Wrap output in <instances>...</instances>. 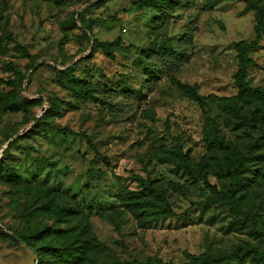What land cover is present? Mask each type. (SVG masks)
Listing matches in <instances>:
<instances>
[{"label": "rangeland", "instance_id": "1", "mask_svg": "<svg viewBox=\"0 0 264 264\" xmlns=\"http://www.w3.org/2000/svg\"><path fill=\"white\" fill-rule=\"evenodd\" d=\"M137 1L0 0V94L15 90L23 103L15 113L0 109V163L9 170L0 172V264H64L56 251L76 240L85 242L86 263L94 264H183L187 254H225L239 244L264 252V150L251 158L245 153L241 187L225 199L231 181L221 169L230 163L206 142L221 137L244 150L256 136L227 127L218 100L237 93L234 43L252 40L253 11L242 0H201L211 8L195 19L190 63L175 80L151 87L140 67L144 52L160 42L176 48L190 21L179 6L191 0L160 9ZM117 38L121 44L109 59L98 44ZM249 57L245 80L264 89V33ZM66 70L79 80L95 76L108 89L129 85L142 94L140 107H85L62 81ZM180 85L214 99L197 104ZM253 106L244 104L233 124ZM179 149L218 195L165 160ZM139 180L163 193L172 216L139 224L120 200L126 190L140 189Z\"/></svg>", "mask_w": 264, "mask_h": 264}, {"label": "trees", "instance_id": "2", "mask_svg": "<svg viewBox=\"0 0 264 264\" xmlns=\"http://www.w3.org/2000/svg\"><path fill=\"white\" fill-rule=\"evenodd\" d=\"M173 0H138L137 6L140 8L160 7L163 4L171 5ZM236 1V0H227ZM246 4V10L253 11L254 16V36L251 41H239L234 43V50L237 58V69L233 75V81L237 88L235 96L230 98H219V107L224 113V124L232 127L233 130L244 127L248 136L256 134L246 145L244 150L239 148L235 143L224 141L221 137H213L206 140L207 145L215 153L224 154L225 161L230 163V167L226 170L221 169L220 160L212 157L214 165L221 169V175L231 181V190L224 196L225 199L234 197V194L241 187L240 177L244 173L245 153L248 158L254 156L258 150H264V89L251 87L246 82L247 68L251 63L249 53L258 47L264 33V4L259 0H242ZM201 3V0H191L179 6L182 14L190 18L188 26L177 41L174 48L171 44L160 42L149 47L145 52L143 59L140 61L143 75L147 78V84L151 87H158L160 83L167 80H175L177 72L187 66L192 59L193 38L197 32L195 27V19L198 15L210 9ZM5 37L0 35V52L2 51V43ZM96 42V41H95ZM121 41L117 38L112 43H99L98 47L101 52L109 59H114L112 52L113 46H119ZM15 46L23 53L25 57L31 59L30 54L25 47L16 43ZM15 70V75L20 81L25 80V75L18 69L8 66ZM62 81L67 83L70 90L73 91L85 107L90 105L100 106L105 110L115 112H133L138 110L142 100V94L126 84H120L108 89L103 83L93 76V79L79 80L70 71L66 70L62 73ZM179 84V83H177ZM7 87L15 88L14 82H6ZM188 94L190 99L202 104L205 100L214 99L212 96H202L197 93L195 86L180 85ZM15 90L0 94V109L5 112L15 113L23 108V103L18 101L14 93ZM251 102L254 106L248 110L246 117L239 118V121L233 124V118H238L239 113L243 109V105ZM87 144L90 148L92 145L88 139ZM11 143H8V147ZM169 157L165 160L172 162L180 167L190 180L199 181L211 192L218 195L215 186L207 181V175L202 170L193 168L187 153L179 150H170ZM206 166V165H203ZM8 172V167L0 163V172ZM140 189L126 190L120 197L123 206L133 208L139 224L146 227L150 222H155L160 218L172 216L170 206L166 202L163 193L154 188L151 183L139 180ZM235 207H231V211L236 215ZM63 239L61 235L57 237ZM86 244L82 240H76L73 244L56 251L59 261L64 264H94L86 263ZM186 262L183 264H245L250 261L251 264H264V252H258L249 245H235L229 252L222 253H202L199 255H186ZM103 264V263H98ZM109 264H171L164 263L159 259H148L145 262H112Z\"/></svg>", "mask_w": 264, "mask_h": 264}]
</instances>
